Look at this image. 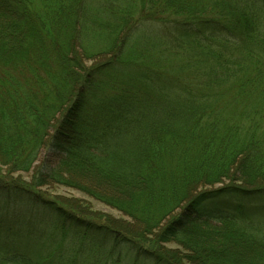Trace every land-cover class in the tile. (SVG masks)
Segmentation results:
<instances>
[{"label": "trees", "instance_id": "trees-1", "mask_svg": "<svg viewBox=\"0 0 264 264\" xmlns=\"http://www.w3.org/2000/svg\"><path fill=\"white\" fill-rule=\"evenodd\" d=\"M0 167V264H264V0H0Z\"/></svg>", "mask_w": 264, "mask_h": 264}, {"label": "rangeland", "instance_id": "rangeland-1", "mask_svg": "<svg viewBox=\"0 0 264 264\" xmlns=\"http://www.w3.org/2000/svg\"><path fill=\"white\" fill-rule=\"evenodd\" d=\"M106 58H108V57L107 56H101V57H98L94 60L87 61V64L93 65V64L101 62L102 60H104ZM44 157H45V153H42L40 158L42 159ZM32 174H33V171L21 172V173L19 172V173H15L14 175H11V174L7 173V170L4 167H2V168L0 167V181H3V182H8L7 180H10V179H12V180H14V179L29 180L31 178ZM219 186L220 185H215V186H209L207 188H214V187L216 188ZM47 193L49 195L50 194L52 195L54 193L60 194L64 198H66L67 200L65 199V201H68V202L71 201V202H75V203H81V201H86V202H88L89 205L92 206L95 214H97L101 217L106 216L108 219L114 218L115 219L114 222H116V223H117V220H119L118 223L122 222L120 220H125V221L130 220L129 217L123 215L118 210H116L112 207H109L108 205H106L102 202H98V201L94 200L93 198L89 197L88 195H85L83 192L75 190V189L70 188V187L55 186V187L51 188ZM83 210L85 211V213L90 214L89 211H86L87 209H83ZM182 210H183L182 208H179L176 212L180 213Z\"/></svg>", "mask_w": 264, "mask_h": 264}]
</instances>
